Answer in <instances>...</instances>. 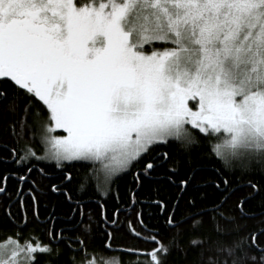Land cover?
I'll return each mask as SVG.
<instances>
[{
  "label": "snow or ice",
  "instance_id": "6c2138e0",
  "mask_svg": "<svg viewBox=\"0 0 264 264\" xmlns=\"http://www.w3.org/2000/svg\"><path fill=\"white\" fill-rule=\"evenodd\" d=\"M0 125V264H264V0H0Z\"/></svg>",
  "mask_w": 264,
  "mask_h": 264
},
{
  "label": "trees",
  "instance_id": "16d2710c",
  "mask_svg": "<svg viewBox=\"0 0 264 264\" xmlns=\"http://www.w3.org/2000/svg\"><path fill=\"white\" fill-rule=\"evenodd\" d=\"M0 127H2V125H0ZM7 143L9 146L12 145L13 140L10 136L0 132V147L3 146V144ZM131 181H132V177L130 175H126L125 179L120 180L119 184H113L112 188L113 191H115L117 188H119V191L121 193H123L130 185H131ZM20 186L24 187L19 191ZM91 186L93 189H95L96 187V181L95 178L91 179ZM8 187V192L11 195V199L9 200L8 196H4V195H0V228H4L10 231V229H8V225L10 224V220L8 218L7 212L9 210V208L11 209V213L13 215V217H15L17 220H19V216L21 215L20 213V209H19V200L21 197H23L27 203V208H28V214L29 216H31L32 214V201L29 195V187L28 185H24L21 182H19L16 178L15 175H13V177L8 181L7 184ZM155 187V186H154ZM25 190L28 191V194H26ZM19 193L18 195H15L14 193ZM142 199L147 198V196L150 195H155L154 192H145L142 193ZM37 196H39V193H37ZM63 197H59L57 198L56 196L52 195L51 193L49 194V198L47 200L40 198V204H39V209H40V213L43 216L46 215V209L47 212H51L53 210V207H55L56 212L58 214H61L65 211H67V206L64 205L63 207L62 202H63ZM85 199H87V197H85ZM109 204V215H111V204L112 201L108 202ZM87 211H91V209H87ZM98 211V209H97ZM148 212L149 209L145 208L144 209V214H145V223L147 224H155L156 221L155 220H149L148 219ZM95 227V226H93ZM137 227H139V225H137ZM126 244H130L132 243L131 240H128L125 242ZM142 246V245H141ZM112 255V253L109 252H102L101 255H98L96 257L98 264H106L107 258L110 257Z\"/></svg>",
  "mask_w": 264,
  "mask_h": 264
},
{
  "label": "rangeland",
  "instance_id": "374dc122",
  "mask_svg": "<svg viewBox=\"0 0 264 264\" xmlns=\"http://www.w3.org/2000/svg\"><path fill=\"white\" fill-rule=\"evenodd\" d=\"M188 127H190V126H188ZM101 169H102V166H101ZM99 175L101 177L100 182L102 183V180H103V171H101V173ZM95 181H96V179H95ZM96 183H97V181H96Z\"/></svg>",
  "mask_w": 264,
  "mask_h": 264
},
{
  "label": "flooded vegetation",
  "instance_id": "af4514ba",
  "mask_svg": "<svg viewBox=\"0 0 264 264\" xmlns=\"http://www.w3.org/2000/svg\"><path fill=\"white\" fill-rule=\"evenodd\" d=\"M22 188H24V187L20 186L19 191H20ZM25 191H26L25 193L28 194V191H27V190H25Z\"/></svg>",
  "mask_w": 264,
  "mask_h": 264
}]
</instances>
